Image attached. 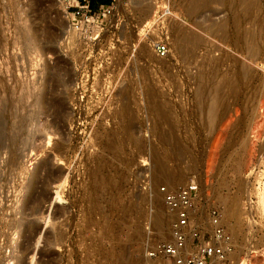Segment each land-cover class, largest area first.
I'll return each instance as SVG.
<instances>
[{"label":"rangeland","instance_id":"rangeland-1","mask_svg":"<svg viewBox=\"0 0 264 264\" xmlns=\"http://www.w3.org/2000/svg\"><path fill=\"white\" fill-rule=\"evenodd\" d=\"M244 1L196 0L188 13L185 0H111L112 14L94 16L81 34L67 9L75 0H0V264H136L148 245L170 236L173 216L159 186L191 178L202 232L212 207L224 216V199L237 203L238 230L223 217L233 240L225 264H264L256 200L264 189V0ZM163 8L165 22L157 17ZM174 24L206 28L194 56L176 52ZM252 33L259 52L250 59L243 43ZM165 38L168 52L158 56L152 45ZM205 53L221 69L207 64L200 76ZM51 68L59 79L46 83ZM44 86L54 87L46 106L35 100ZM214 95L224 99L209 117ZM153 152L182 179L162 176Z\"/></svg>","mask_w":264,"mask_h":264},{"label":"built area","instance_id":"built-area-1","mask_svg":"<svg viewBox=\"0 0 264 264\" xmlns=\"http://www.w3.org/2000/svg\"><path fill=\"white\" fill-rule=\"evenodd\" d=\"M70 6L67 7L72 8L70 25L76 30L81 29V34L87 32V24L93 22L94 16L104 19L114 9L113 4H99L93 9L90 0H75L73 7ZM159 12L158 19L165 22L169 9L163 8ZM153 50L158 56L166 55L167 39L154 42ZM197 185L196 179L191 178L179 185L159 186L163 203L173 216L170 236L148 245L136 264H212L214 260L225 264L233 250L232 237L221 222V212L217 207L209 210V231L202 232L201 226L195 223L192 215L196 206Z\"/></svg>","mask_w":264,"mask_h":264},{"label":"bare ground","instance_id":"bare-ground-1","mask_svg":"<svg viewBox=\"0 0 264 264\" xmlns=\"http://www.w3.org/2000/svg\"><path fill=\"white\" fill-rule=\"evenodd\" d=\"M186 2L184 3V4H186V6L184 7L185 8V10L188 12V13H195V11H196V3H195V1L196 0H185ZM223 1V0H222ZM224 1H226V0H224ZM235 1V0H234ZM239 1V0H238ZM253 1V0H252ZM230 2V1H229ZM242 2L244 3H246V1H244V0H242ZM242 2H240L241 4H242ZM119 3H121V2H119ZM231 3V2H230ZM235 3V2H234ZM237 3H239V2H237ZM239 3V4H240ZM233 4V3H232ZM231 4V5H232ZM240 4V5H241ZM253 4H257L256 3V0H254V2H253ZM122 6V4H119V6ZM135 5V4H134ZM137 5V4H136ZM230 5V6H231ZM246 5V4H245ZM245 5L243 4V7H245ZM249 5V4H248ZM120 6V7H121ZM247 6V5H246ZM253 6H255V5H253ZM243 7H241L242 8V10H243ZM250 7V6H249ZM122 8V7H121ZM120 8V9H121ZM138 8V7H137ZM248 8V7H247ZM256 8V7H255ZM231 9H233V6L231 7ZM250 9V8H249ZM140 10V9H139ZM230 10V9H229ZM239 10V9H238ZM245 10V9H244ZM251 10V9H250ZM235 12H234V14L236 13V9L234 10ZM240 11V10H239ZM141 12H142V14H146L147 12H148V7H144V8H142V10H141ZM231 12V11H230ZM242 12V11H241ZM243 13H245V12H243ZM242 13V14H243ZM247 13V12H246ZM250 12H248V14H249ZM169 14H170V12H169ZM237 14V13H236ZM235 14V15H236ZM251 14V13H250ZM250 14H249V17H250ZM252 14H253V12H252ZM251 14V15H252ZM215 15V14H214ZM234 15V16H235ZM238 15V14H237ZM236 15V16H237ZM247 15V14H246ZM246 15H244V17L246 16ZM253 16V15H252ZM255 16H258L257 14H255ZM147 17V16H146ZM149 17H151V15H149ZM210 17V16H209ZM226 17V16H225ZM224 17V19H226L227 20V18H225ZM227 17H229L228 15H227ZM233 17V16H232ZM238 17V16H237ZM236 17V18H237ZM145 18V17H144ZM252 18H254V17H252ZM251 18V19H252ZM210 19V18H209ZM224 19H223V21H224ZM229 19V18H228ZM233 19L235 20V18L233 17ZM245 19V18H244ZM255 19H256V17H255ZM257 19H258V17H257ZM26 20V19H25ZM239 20H241L240 18H239ZM214 21V20H213ZM243 21V20H242ZM258 21V20H257ZM260 21V20H259ZM24 22V21H23ZM200 22V21H199ZM202 22V21H201ZM204 22V21H203ZM209 22V21H208ZM227 22H228V20H227ZM226 22V23H227ZM232 22V21H231ZM239 22V21H238ZM238 22H236V23H238ZM150 22L148 21V22H146L145 24H149ZM195 23V22H194ZM218 24H219V21L217 22ZM217 23H213L214 25H215V27L218 29V31H219V28H220V26H222V25H220V26H216V24ZM221 23V22H220ZM235 23V22H234ZM204 24V23H203ZM222 24V23H221ZM205 25V24H204ZM208 24H206V26H207ZM236 25L237 24H234V26L236 27ZM239 25H240V22H239ZM238 25V26H239ZM245 25V24H244ZM248 25V24H247ZM197 26V28H198V30L199 31H196V30H189V31H186V30H184L181 26H177L176 24H174V26L172 27V44H173V46H174V48H175V50H176V52L177 53H179V54H181V55H186V58H187V56H189V58H190V56H194L195 55V53H196V51H197V49H198V46H199V44L203 41V36H202V34H201V32L202 31H204L206 28L205 27H203V25H196ZM195 26V27H196ZM211 26H212V24H211ZM241 26V25H240ZM248 26H250V24L248 25ZM248 26H246V27H248ZM210 27V26H209ZM223 27V26H222ZM211 29H214L213 27H210ZM210 29V30H211ZM225 29H226V27H225ZM248 29H250V28H248ZM252 29V28H251ZM188 30V29H187ZM241 30V29H240ZM244 30V29H243ZM254 30V29H253ZM261 30V29H260ZM217 31V30H216ZM226 30H224L223 32H225ZM229 31V30H228ZM242 31V30H241ZM256 31V30H255ZM255 31H253V32H255ZM262 31V30H261ZM261 31H256V33L257 32H261ZM209 32V31H208ZM210 32H212V30L210 31ZM232 32V31H231ZM231 32H229V33H231ZM234 32V31H233ZM232 32V33H233ZM235 32H236V30H235ZM246 32H250V30L249 31H246ZM245 32V33H246ZM213 33V32H212ZM240 33V32H239ZM226 34V33H225ZM234 34V33H233ZM236 34V33H235ZM234 34V35H235ZM244 34V33H243ZM253 34H255V33H252V36H250L246 41L247 42H245V43H243L244 44V46H245V53L247 52V50H248V52H247V55L250 57V59H251V57L252 56H254V55H256L258 52H259V48H258V43L259 42H256L255 43V35H253ZM212 35V34H211ZM215 35H217V34H215ZM220 35V34H219ZM229 35V34H228ZM248 35V34H247ZM247 35H246V37H247ZM250 35H251V33H250ZM214 36V35H213ZM221 36V35H220ZM219 36V37H220ZM230 36V35H229ZM237 36V35H236ZM239 36H242V35H239ZM245 36V35H244ZM243 36V37H244ZM249 36V35H248ZM261 36V35H260ZM216 37V36H215ZM218 37V36H217ZM221 37H223V35L221 36ZM243 37H241V39H243ZM229 38V37H228ZM237 38H239V37H237ZM237 38H233V40H236ZM260 38V37H259ZM31 39V38H30ZM220 39V38H219ZM257 39V38H256ZM262 39V38H261ZM229 41V40H228ZM237 41H238V39H237ZM240 41H245V37H244V39L243 40H240ZM240 41H238L237 43H239V47L241 48L243 45L240 43ZM257 41H258V39H257ZM260 41V40H259ZM34 42V41H33ZM223 42V41H222ZM234 43H236V42H234ZM233 44V43H232ZM126 45H127V43H126ZM201 45H203L202 43H201ZM235 45V44H234ZM233 46V45H232ZM263 46V45H262ZM31 47V46H30ZM146 47V46H145ZM208 47H209V45H208ZM237 47V46H236ZM202 48V47H201ZM260 48H261V46H260ZM152 49H153V45H152ZM215 49V48H214ZM213 49V50H214ZM242 49H243V47H242ZM138 50L140 51L139 53H141L142 54V52H143V47H141V44L139 45V48H138ZM208 50V49H207ZM213 50H211V51H213ZM241 50V49H240ZM244 50V49H243ZM154 51V50H153ZM210 51V50H209ZM209 51H207L208 53H209ZM210 51V52H211ZM261 51V50H260ZM263 51V50H262ZM242 52V51H241ZM146 53V52H145ZM144 53V54H145ZM212 53V52H211ZM262 53V52H261ZM264 53V52H263ZM262 53V54H263ZM206 54V53H205ZM220 54V53H219ZM215 55V54H214ZM221 55V54H220ZM259 56H260V54H258ZM226 56V55H225ZM228 56V55H227ZM247 56V57H248ZM263 56V55H262ZM261 56V57H262ZM248 57V58H249ZM257 57V56H256ZM255 57V58H256ZM135 58V57H134ZM221 58H223V57H221ZM225 58V57H224ZM194 59V58H193ZM189 60V59H188ZM229 60H231V59H229ZM254 60V59H253ZM257 60V59H256ZM150 61V60H149ZM198 61V60H197ZM221 61V60H220ZM237 61V60H236ZM252 61V60H251ZM223 62V61H222ZM218 63H219V59H218V57H214L213 55H209V54H206V56H204V58H202V61H200V62H198L197 64H198V67H197V73H198V75H204V69H203V66H207V64H209V65H211V66H213V67H218L219 65H218ZM221 63V62H220ZM191 64H193L192 62H191ZM196 64V63H195ZM196 64V65H197ZM195 65V66H196ZM235 65V64H234ZM242 65V64H241ZM194 66V67H195ZM226 66V65H225ZM49 67V66H48ZM161 67V66H160ZM209 67V66H208ZM217 67L215 68V69H217ZM237 67V66H236ZM244 67V66H243ZM242 67V68H243ZM252 67V66H251ZM207 68V67H206ZM218 68H220V66L218 67ZM223 68V67H222ZM242 68H239L240 70H241V72H242ZM209 69H210V67H209ZM221 69V68H220ZM244 69V68H243ZM245 69H247V67L245 68ZM243 70V71H246V70ZM237 70V69H236ZM58 71V70H57ZM143 71V70H142ZM146 71V70H145ZM210 71V70H209ZM217 71V70H216ZM220 71V70H219ZM219 71L216 73V75L219 73ZM230 71V70H229ZM210 72H212V70L210 71ZM250 72V71H249ZM133 73H134V71H133ZM208 73V72H207ZM213 73V72H212ZM215 73V72H214ZM229 73V72H228ZM246 73V72H245ZM252 73V72H251ZM44 74V73H43ZM210 74V73H209ZM57 75H58V73L55 71V70H53L52 68L51 69H49L48 70V73H47V76H46V83H50L51 81H53L52 79L54 78L55 80H56V78H58L59 79V75H58V77H57ZM197 75V74H196ZM197 75V76H198ZM212 75V74H211ZM245 75V74H244ZM246 75H247V73H246ZM204 76H206V74L204 75ZM218 76V75H217ZM222 76V75H221ZM243 76V75H242ZM212 77H214V78H216L215 77V74H213V76H211V78ZM226 77H228V76H226ZM206 79H208L207 77H205ZM221 78H223V77H221ZM245 78V77H244ZM243 78V79H244ZM199 79V78H198ZM219 79H220V77H219ZM225 79V78H224ZM55 80H54V82H55ZM129 80V79H128ZM205 80V79H204ZM60 81V80H59ZM208 81V80H207ZM207 81H205L206 82V86L208 85L207 84ZM215 81V80H214ZM213 81V82H214ZM224 81V80H223ZM129 82H131V81H129ZM201 82H203V81H201ZM210 82V81H209ZM208 82V83H209ZM215 82H217V81H215ZM228 82V81H227ZM227 82H226V84H227ZM220 82L218 81V84H219ZM221 83H223V82H221ZM220 83V84H221ZM211 84V83H210ZM209 84V85H210ZM43 85V84H42ZM127 85V84H126ZM208 85V86H209ZM224 84H222V86H223ZM53 86V85H52ZM212 86H213V84H212ZM214 86H216V85H214ZM218 86V85H217ZM221 86V85H220ZM226 86V85H225ZM37 87V86H36ZM49 86H44V88L43 87H41V88H39L40 89V93H37V94H39V95H35V97H36V99L35 100H38L39 101V103H41V104H43V105H45L46 106V104H47V102H48V99H47V101H46V94H48V93H46V92H48L49 90H52V88L54 89V87H49ZM128 87H129V85H128ZM210 87H211V85H210ZM209 87V88H210ZM229 87H230V85H229ZM232 87V86H231ZM33 88H34V86H33ZM57 88V87H56ZM201 88V87H200ZM199 88V89H200ZM220 88V87H219ZM42 89V90H41ZM48 89V90H47ZM207 89H208V87H207ZM211 89H212V87H211ZM220 90H223L222 88L220 89ZM219 90V91H220ZM128 91V89H127V87L125 86V88L123 89V92H127ZM130 91V90H129ZM128 91V92H129ZM147 91V90H146ZM211 92H212V90H210ZM123 92H121V93H123ZM151 92H152V90H151ZM217 92V91H216ZM226 92V91H225ZM228 92V91H227ZM205 93H207L206 91H205ZM203 91H202V93L201 94H205ZM231 93V92H230ZM229 93V94H230ZM147 94V93H146ZM200 94V95H201ZM217 94H218V92H217ZM224 94V93H223ZM223 94H220V95H223ZM52 95V93H50V96ZM148 95H149V92H148ZM147 95V96H148ZM208 95H210V94H208ZM202 96V95H201ZM207 96V95H206ZM217 96V95H216ZM52 97V96H51ZM207 98V97H206ZM223 100L222 99V97L220 98H217V97H215V95L214 96H212V98L210 99V103H209V105H208V108H207V115L209 116V117H212L213 115H216V111H218L217 110V107H219L218 106V102L220 103V101L219 100ZM52 100V98H50V100L49 101H51ZM201 100H202V98H201ZM198 101V100H197ZM208 101V100H207ZM202 102V101H201ZM222 102V101H221ZM34 103V102H33ZM38 103V102H37ZM49 103V102H48ZM39 105V104H38ZM201 105V104H200ZM205 105V102H204V104H203V106ZM225 105V104H224ZM222 106V104H221V106L222 107H225V106ZM220 109V108H219ZM203 110V109H202ZM201 110V111H202ZM203 112V111H202ZM1 113V112H0ZM206 113V112H205ZM204 113V114H205ZM127 114H129V111L127 112ZM205 116V115H204ZM208 120V119H207ZM210 121V120H209ZM206 122V121H205ZM213 122H214V120H213ZM212 123V122H211ZM228 124V123H227ZM5 127V126H4ZM224 128V127H223ZM1 129V128H0ZM225 129V128H224ZM0 132H2V130L0 131ZM6 133V132H5ZM2 134V133H1ZM167 134V133H166ZM168 136V135H167ZM165 137H164V135H163V139H164ZM1 141V140H0ZM216 141V140H215ZM3 142V141H2ZM217 144V142H215V147L218 145H216ZM213 146V147H214ZM217 148V147H216ZM139 149V148H138ZM214 149V148H213ZM213 149H212V151H213ZM155 151V150H154ZM212 154V153H211ZM152 155H153V164H154V166H155V169H157L159 172H163L162 173V176H163V174L165 175V178H167L168 179V181L169 180H172L173 182L175 181V183H176V181H180L181 179H182V173L181 172H168V171H166L165 172V170H166V167H164V164L162 163V161H161V159H160V156H158V154L156 153V152H153L152 153ZM161 155V154H160ZM168 156V155H167ZM161 157H163V156H161ZM164 159V158H163ZM162 159V160H163ZM164 162V161H163ZM238 166H240V165H238ZM38 167V166H37ZM36 167V168H37ZM49 167V166H48ZM41 168V167H40ZM173 168V167H172ZM192 169V168H191ZM168 170V169H167ZM169 170H171V169H169ZM37 171V170H36ZM44 171V170H43ZM157 171V172H158ZM172 171V170H171ZM180 171H182V170H180ZM45 172V171H44ZM154 175H155V173H154ZM159 177V176H158ZM155 178V177H154ZM34 179H36L35 177H34ZM34 179H32L31 181H30V183H29V185H33L34 183H35V180ZM242 179V178H241ZM34 180V181H33ZM39 180V179H38ZM66 181V176H64V177H62V180H60V182L58 183V185L59 186H61V185H63V183ZM102 180H100V182H101ZM171 181V182H172ZM257 181V180H256ZM39 182V181H38ZM47 182V181H46ZM118 182V181H117ZM181 183V182H180ZM26 185H28V184H26ZM25 185V186H26ZM264 185V184H263ZM33 187V186H32ZM37 187V186H36ZM41 187V186H40ZM31 188V187H30ZM32 189V188H31ZM30 189V190H31ZM263 190V191H262ZM37 191V190H36ZM119 191V190H118ZM258 191V190H257ZM260 191V190H259ZM258 191V192H259ZM43 192V191H42ZM41 192V193H42ZM95 192V191H94ZM32 193V192H31ZM34 193V192H33ZM40 193V192H39ZM257 193V192H256ZM145 194V193H144ZM29 195V194H28ZM34 196V195H33ZM34 197H36V196H34ZM136 197V196H135ZM256 197H257V206L259 207L260 206V209H261V211L262 210H264V189H261V191L259 192V193H257L256 194ZM30 198V197H29ZM33 198V197H32ZM55 199H57V200H62V198H61V194H60V191L59 190H55V197H54ZM88 198V197H87ZM229 198V197H228ZM28 199V198H27ZM39 199V198H38ZM139 199V198H138ZM30 200V199H29ZM87 200V199H86ZM31 201V200H30ZM237 201V200H236ZM37 203V202H36ZM29 204V203H28ZM32 204V203H31ZM124 204V203H123ZM140 204V203H139ZM223 204V203H222ZM237 203L233 200V199H231V200H226V199H224V216H223V214L221 215V222L223 223V217H224V219H226L228 222H230L231 223V227H232V229H231V231L232 230H234V231H236V230H238V227H239V225L237 224V221L236 220H238L237 219V214H238V212L236 211V205ZM26 205V204H25ZM36 205V204H35ZM130 205V204H129ZM37 206V205H36ZM139 208V207H138ZM238 208V207H237ZM259 209V208H258ZM26 210V209H25ZM240 210V209H239ZM24 211V210H23ZM170 213V212H169ZM171 215H172V213H171ZM192 217H193V219L194 220H196V223H198V225H202L203 224V221H204V219H202V216H200L199 215V213H198V210H195L194 209V212H193V215H192ZM159 221L160 220H158V223H159ZM239 221V220H238ZM137 222V221H136ZM153 222H155V220H153ZM157 222V221H156ZM155 222V223H156ZM234 222V223H233ZM94 223V222H93ZM140 223V222H139ZM155 223H153V224H155ZM160 223H161V221H160ZM143 224V223H142ZM157 224V223H156ZM156 224H155V226H156ZM96 225V224H95ZM159 225V224H158ZM161 225V224H160ZM235 225L237 226L238 225V227H237V229H236V227H235ZM154 226V227H155ZM101 227V226H100ZM157 227V226H156ZM161 227L162 226H160V227H158L157 228V230H156V228H155V230L157 231V233L159 234H161V232H162V230H164V229H162L161 231H160V229H161ZM102 228V227H101ZM163 228V227H162ZM236 229V230H235ZM64 231V230H63ZM61 232V231H60ZM231 233H233V232H231ZM239 233V232H238ZM98 234V233H97ZM235 234V233H234ZM62 238V237H61ZM60 241V240H59ZM83 242V241H82ZM232 242H233V240H232ZM93 245V244H92ZM29 246V245H28ZM88 250V249H87ZM122 250V249H121ZM111 252V251H110ZM232 252V251H231ZM231 252L228 254V256L230 257V254H231ZM111 255V254H110ZM85 257V256H84ZM8 258V257H7ZM117 259V258H116ZM11 259H5L4 261H3V263H1V264H13L11 261H10ZM86 261V260H85ZM212 264H223V262L222 261H220V260H214L213 262H212Z\"/></svg>","mask_w":264,"mask_h":264},{"label":"trees","instance_id":"trees-1","mask_svg":"<svg viewBox=\"0 0 264 264\" xmlns=\"http://www.w3.org/2000/svg\"><path fill=\"white\" fill-rule=\"evenodd\" d=\"M91 1V7L93 8L97 2L100 4H109L111 0H90Z\"/></svg>","mask_w":264,"mask_h":264},{"label":"crops","instance_id":"crops-1","mask_svg":"<svg viewBox=\"0 0 264 264\" xmlns=\"http://www.w3.org/2000/svg\"><path fill=\"white\" fill-rule=\"evenodd\" d=\"M91 2V1H90Z\"/></svg>","mask_w":264,"mask_h":264}]
</instances>
